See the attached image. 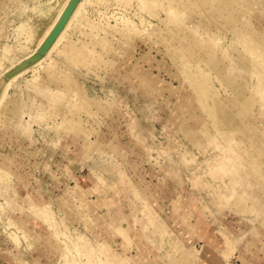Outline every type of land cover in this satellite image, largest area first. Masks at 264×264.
I'll use <instances>...</instances> for the list:
<instances>
[{
    "label": "rangeland",
    "instance_id": "374dc122",
    "mask_svg": "<svg viewBox=\"0 0 264 264\" xmlns=\"http://www.w3.org/2000/svg\"><path fill=\"white\" fill-rule=\"evenodd\" d=\"M239 1L226 2L239 8L233 22L212 23L204 15L228 10L216 2L203 10L189 0H0V264H37L23 231L36 223L57 244L55 264H264L250 242L264 247V217L234 213L237 196L248 206L257 198L251 184L264 192V0ZM179 39L194 82L171 53ZM75 45L86 51L77 64L64 52ZM212 56L237 83V100ZM127 70L172 92L139 97L123 83ZM56 76L76 88L58 89ZM86 103L110 111L92 117ZM203 107L250 122L260 143L227 138ZM193 122L209 128L204 148L184 136ZM238 174L248 189L232 183Z\"/></svg>",
    "mask_w": 264,
    "mask_h": 264
},
{
    "label": "bare ground",
    "instance_id": "6f19581e",
    "mask_svg": "<svg viewBox=\"0 0 264 264\" xmlns=\"http://www.w3.org/2000/svg\"><path fill=\"white\" fill-rule=\"evenodd\" d=\"M189 1L193 2V7L202 6L203 10H204L205 6H209V5L211 6L215 2L218 3L221 7L224 6V7H226L228 9L227 12H224V11H221L219 9H216V10H214V13L212 14V16H210L209 14L208 15H204V16H207V17H205V19L211 20L212 23L215 22L218 19H224V20H227V22L231 23V22H233V19H235V17H237V8H238V6L236 7V4H233V2H232V4L236 7V9L232 8L231 6H228L227 3H226L228 0H189ZM243 2H246V1H243ZM238 3H240L239 0H238ZM166 7L170 8V9L173 8L171 4H169V5L167 4ZM146 9H147V11L149 13L154 15V14H156V11H157V5H155L154 2H153L149 6H147ZM69 14H71V10L66 14L65 18H67L69 16ZM204 14H207V13L204 12ZM61 24H60L58 30L52 35L51 39L56 38L57 35L59 34V32L63 28L62 26L66 25V24L63 23V20H62ZM184 30H186V29H184ZM185 34L188 35L187 33H185ZM178 42L179 43H178V46H177V51H173L171 53L176 57V59L178 60L180 65L183 67L184 71L186 72L187 79L192 81V82H194V80H195L194 74L195 73L193 72V65H192V59L193 58L191 56V52L184 48L183 40L179 39ZM25 48L26 47L22 48V50L25 49ZM73 48L74 49H72L70 53L64 51L65 53H67L66 56H65L66 57V61L72 62L73 64L81 63L82 60H83L82 56L85 55V52H86L85 51V47H83L82 45H75V47H73ZM84 61H85V59H84ZM208 64H209L212 72H214L217 75V78L221 82V84L227 85V86L230 87V89H232V91L234 92V98H235L234 100H237V83H235L233 77L225 75V73L223 72V70L221 68L220 61L216 58V56H212L210 58V60H208ZM108 68L112 69V66L109 65L107 67V69ZM258 69H259V67H255L254 71L256 73H258V75H261V73H259ZM129 71H128V73L126 75L127 77H126V79L124 80L123 83L132 85L134 90H135V92H137V94L139 95V97L149 98L153 102H156V100L159 97L163 96L164 93H167V92L171 91V89L168 86L164 87L160 83L161 81H160L159 77H157V76L150 75L149 73L148 74L142 73L141 70H138V71L135 70V71H131V72H129ZM176 75L177 76L180 75L179 71H178V73ZM201 75L207 82V88H209L208 89L209 94L211 95V97L215 101L217 107L219 108L220 99L216 95L214 88L210 85L207 76L203 72H201ZM173 77H175V76L173 75ZM49 83L52 84L53 86L58 87V89H61V88L70 89L71 88V90H72V88H76V84L71 83L69 80H67L66 78H62L61 76H56L55 78L50 79ZM161 86H163L162 90H161ZM175 91L178 93V95L179 94L181 95L180 96L181 98H183V94H181L180 91H178V90H175ZM241 93L242 94L245 93L244 89L241 91ZM238 94H240V93H238ZM164 102H165V100H164ZM167 103H168V100H167ZM86 104H87V110L85 112H87L89 114V116L90 115L91 116L92 115H94V116L96 115L97 117H100L101 115L102 116H106V115H108V113L110 111V107H104L102 105H97V104L96 105L95 104H89V103H86ZM78 107H80V106L74 107V110H79ZM209 111H210L209 107L208 108L207 107H203V112L205 114V119L207 118L206 120L211 122V125H212L213 129L219 130L220 132L226 134L227 138L233 137V138H236L237 140H239V142H240V141L244 140L243 137H242V135L244 134L245 135V139L246 138L247 139L253 138V142L256 141L257 143H260V140H259V137H258L257 133H254V134L248 133L249 131H251L253 129L252 124L250 122L245 121V120H240L239 118H237V116H230V117H227L224 120H222V119L220 120L221 112H218L216 114H212ZM248 114H249V116L252 114V111L249 108L247 109V115ZM192 126L194 128L184 132L185 133L184 136L186 138H188L189 135L191 137H193V141H190L189 144L192 146V145L197 143L198 146H201L203 148H204V146L206 147L208 145V143H209V139L211 138V136L209 134V128H208L207 124H204V125L201 124L200 125V124H198L196 122H193ZM218 126H219V128H218ZM240 159H242V161H245L246 159L248 160V163L247 162H243V163H247V164H249V162L251 163V161H249L247 155L241 154ZM251 165H253V164H251ZM261 165L264 168V163H261ZM234 172L237 173V171H233V172H231L230 174H228L226 176L233 178ZM249 173L251 174L250 177H252L251 178L252 181H254V177L252 176L253 172L250 169H249ZM238 175H239L238 179L236 178V179L231 180L232 183L234 185L237 184L240 187H244V189H248V184H245V181L243 180V176H241V174H238ZM220 176H222V174ZM226 176L224 175L222 177H226ZM255 176H257V175H255ZM25 179H27V178H25ZM251 185H252V187H251L252 190L254 191L255 194H257L256 195L257 198H254L252 200V201H254V203L252 204V206H248L243 201V199H244L243 195L240 196V197L237 196V201L235 203V211H234V213H237L238 215L239 214L245 215V214L253 213L258 218L259 217L260 218L264 217V192L261 191L260 187H255V186H253V184H251ZM222 207H223L222 211H224L225 208H226V205H223ZM46 215L48 216V213ZM43 219H47V217L43 218ZM18 223H17V221H14L13 224L17 226ZM21 223H23V222H21ZM36 224H30V225H28L27 228H23V231L25 233V235H24L25 236V240L29 244V246H31L32 253L36 255L37 264H45V262H43V259L48 261L49 264H55V261L53 260V258H51V255L54 253L53 252L54 249H57V244L56 243H54V244L53 243H49V242H47V239L45 240L44 238H41L40 235L37 232L36 228L38 226ZM262 225H264V224H262ZM262 228L264 229V226ZM223 234L225 235V237L229 236L226 232H224ZM253 235H255V234H253ZM253 235L251 237H253ZM122 236H123L124 242H128V240H127L128 238L125 235H123V234H122ZM257 238H251V241L249 240L251 242L253 248H258L257 246H260L261 248L264 249V247L261 246L259 242H257ZM34 240H35V244L33 243ZM226 241H227V243L230 244V246L232 248L236 244L235 240H232V239L228 240V238H227ZM36 243H38L37 249L35 248L33 250L32 246L36 245ZM238 243L239 242L237 241V244ZM16 253H17V251L15 252V254Z\"/></svg>",
    "mask_w": 264,
    "mask_h": 264
}]
</instances>
